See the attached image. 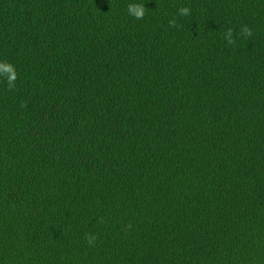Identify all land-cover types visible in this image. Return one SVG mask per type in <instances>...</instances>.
<instances>
[{
    "label": "trees",
    "instance_id": "1",
    "mask_svg": "<svg viewBox=\"0 0 264 264\" xmlns=\"http://www.w3.org/2000/svg\"><path fill=\"white\" fill-rule=\"evenodd\" d=\"M0 65V264H264V0H0Z\"/></svg>",
    "mask_w": 264,
    "mask_h": 264
},
{
    "label": "clouds",
    "instance_id": "2",
    "mask_svg": "<svg viewBox=\"0 0 264 264\" xmlns=\"http://www.w3.org/2000/svg\"><path fill=\"white\" fill-rule=\"evenodd\" d=\"M128 11H129L130 15H133L134 17L140 19V18H143L144 14H145V7H144V5H140V4H135V5L130 4V5H128ZM180 11L182 14L186 15L190 11V9H188L187 7H184V8H181ZM169 24L172 25L173 21H169ZM230 33H231V29H229V34ZM244 34L246 36L251 35V30L248 29L246 26L244 27ZM0 67H7V68L11 69V66H7V65H0ZM9 72H10V74L8 76V86L11 88L14 86L13 81L15 80V74L12 71V69ZM86 239L88 240L89 244H92V243H94L96 237L95 236L89 237L86 234Z\"/></svg>",
    "mask_w": 264,
    "mask_h": 264
}]
</instances>
